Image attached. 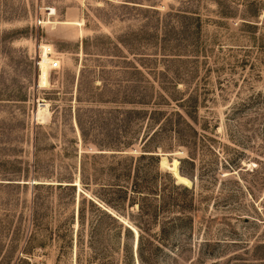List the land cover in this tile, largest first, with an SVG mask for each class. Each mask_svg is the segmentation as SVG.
Returning a JSON list of instances; mask_svg holds the SVG:
<instances>
[{"label": "rangeland", "instance_id": "rangeland-1", "mask_svg": "<svg viewBox=\"0 0 264 264\" xmlns=\"http://www.w3.org/2000/svg\"><path fill=\"white\" fill-rule=\"evenodd\" d=\"M41 44L60 61L46 86ZM174 110L209 137L206 172L186 176L191 206L159 212L168 232L152 225L136 249V206L107 184L130 178L111 168ZM162 135L169 172L162 155L187 148ZM90 196L120 220L84 201L80 225ZM0 264H264V0H0Z\"/></svg>", "mask_w": 264, "mask_h": 264}, {"label": "trees", "instance_id": "trees-1", "mask_svg": "<svg viewBox=\"0 0 264 264\" xmlns=\"http://www.w3.org/2000/svg\"><path fill=\"white\" fill-rule=\"evenodd\" d=\"M163 96V95H162ZM180 102L186 101L187 97H179ZM154 113V115H159V111L147 110V113ZM187 115H190L189 111L185 110ZM191 116V115H190ZM159 117V116H158ZM156 117H147V121H156ZM78 124L81 128V132L84 135V128L80 121V118L77 117ZM129 125V123H127ZM130 127V126H129ZM172 131L173 140L176 143L184 145L187 148V155L179 158V172L183 176H189L193 179L195 176L196 169H198L197 176L202 178L204 172H206V166L199 164L202 159H199V154H204L206 150L205 140L209 137L204 133H199L191 123L184 117V115L178 111L174 110L170 113H165L160 119H158L157 124L152 129L151 132H147L146 135L140 137L141 143V152L138 155H126L122 160H118L116 165L111 168V171L115 173L117 167H123L124 170L118 172L122 176H127L130 178L129 183L126 184L119 182H109L107 183L114 192L118 194L120 199H127L128 205L131 207L136 206L135 212L131 213L133 217V222L138 227L137 230V246L136 249H142L143 239L149 234V231L152 228V225H158V231L156 233H166L174 224V219H165L159 220V212L169 211L173 206L180 207H189L191 206L192 198H186L187 195L192 196L194 194V187L188 185H181L176 183V179L170 173V171H161L159 169V155L160 152L157 150L158 141H155L156 137L163 135H168ZM124 133H127V129H124ZM167 133V134H166ZM123 139H118L111 147V155L116 156V154H122V147H125L129 144V140L126 139V135ZM158 140V139H156ZM206 145V146H205ZM103 149V148H100ZM100 153H108L105 150H102ZM188 164L190 171L185 169V165ZM120 165V166H119ZM232 167V165H230ZM84 186H88L89 181H85V165L84 162L80 165V178ZM205 180V179H204ZM75 183V182H74ZM207 183L204 181L202 183L205 186ZM75 185V184H74ZM182 190L186 193L182 202H179V196L177 195V190ZM93 193L108 206L117 209L118 203H115L111 198H107L97 194L95 191ZM84 201L88 203L90 208L93 210L95 219L101 221V217L105 216L113 221L120 220L118 216L110 212L107 208L100 204L101 202L97 201L94 197L89 199L82 198L79 202L80 204L77 207V219L80 225L83 224L85 218V205ZM130 217V216H129ZM189 215L183 214L181 223L183 224L188 221ZM132 225V224H131ZM134 225V224H133ZM125 229L132 231L128 225L125 224ZM97 230V229H96ZM97 233L99 231L97 230ZM140 257V251L138 252Z\"/></svg>", "mask_w": 264, "mask_h": 264}, {"label": "bare ground", "instance_id": "bare-ground-1", "mask_svg": "<svg viewBox=\"0 0 264 264\" xmlns=\"http://www.w3.org/2000/svg\"><path fill=\"white\" fill-rule=\"evenodd\" d=\"M50 8H51V13H56L55 10L54 11L52 10L54 7H50ZM49 22H50V20H49ZM39 48H40V59L37 62V65H38V85L39 86H46L47 84H49V74H50V69H51L50 63H51V61H53L52 58H53V55L55 52L53 51L52 46L48 45V44H41V45H39ZM47 106H48L47 103H40L38 105V109H37L38 113L44 114L45 111L47 110ZM160 163L167 165L170 173L173 175V177L175 179H177L176 180L177 182H180V183H183L186 185L190 182L187 177L183 176L182 174H180V172L177 171L178 170V164H179L177 159L174 158L170 163H168L166 161L164 155H162ZM135 243H137V240Z\"/></svg>", "mask_w": 264, "mask_h": 264}, {"label": "built area", "instance_id": "built-area-1", "mask_svg": "<svg viewBox=\"0 0 264 264\" xmlns=\"http://www.w3.org/2000/svg\"><path fill=\"white\" fill-rule=\"evenodd\" d=\"M41 21H42V20L38 17V19H37V23H38V24H41ZM52 60H53V61H51V63H50V68H51V69L58 68V67L60 66V61H59V59H56L55 54L53 55ZM38 61H39V60H38ZM38 61H37V62H38Z\"/></svg>", "mask_w": 264, "mask_h": 264}, {"label": "water", "instance_id": "water-1", "mask_svg": "<svg viewBox=\"0 0 264 264\" xmlns=\"http://www.w3.org/2000/svg\"><path fill=\"white\" fill-rule=\"evenodd\" d=\"M178 160V159H177ZM178 163H179V160H178ZM178 172H179V169L177 170ZM177 180V179H176ZM190 180V179H189ZM191 181V180H190ZM131 229H133V230H135L131 225H128ZM136 239H137V237H136ZM137 246V243H135V245H134V248Z\"/></svg>", "mask_w": 264, "mask_h": 264}]
</instances>
